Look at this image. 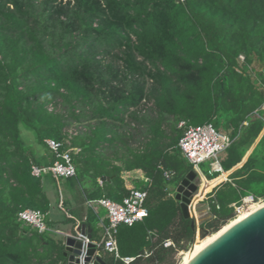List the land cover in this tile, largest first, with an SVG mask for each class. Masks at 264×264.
<instances>
[{
    "label": "trees",
    "instance_id": "16d2710c",
    "mask_svg": "<svg viewBox=\"0 0 264 264\" xmlns=\"http://www.w3.org/2000/svg\"><path fill=\"white\" fill-rule=\"evenodd\" d=\"M257 80L264 81V0H0V264L62 258L60 238L16 217L36 209L50 225L45 175L30 172L32 163L52 161L45 139L72 149L76 173L64 179L87 182L86 200L121 202L131 189L147 191V214L118 225L119 256L104 251L106 264H175L173 254L194 233L169 188L192 169L178 149L177 124L212 122L231 138L220 160L230 180L204 167L211 180L199 190L212 189L211 217L199 224L211 237L244 197L264 198ZM20 125L43 154L25 145ZM73 125L84 129L69 133ZM87 209L95 226L99 213Z\"/></svg>",
    "mask_w": 264,
    "mask_h": 264
},
{
    "label": "built area",
    "instance_id": "2783aa9c",
    "mask_svg": "<svg viewBox=\"0 0 264 264\" xmlns=\"http://www.w3.org/2000/svg\"><path fill=\"white\" fill-rule=\"evenodd\" d=\"M244 61V56L239 54L237 57L239 68L243 66ZM248 69H250V65ZM256 84L264 93V81L260 82L257 80ZM254 112L263 120L264 131V101ZM177 126L182 129V134L177 143L178 149L181 155L191 163L192 169L198 175H202L201 165L208 162V165L213 169L222 172L220 160L231 143L228 132L216 127L212 122L189 125L186 121L180 120ZM45 143L52 154V161L47 165L32 163L30 166L31 174L36 177L47 174L58 178L74 176L76 170L70 154L72 149H61V142L52 139H45ZM226 172L227 174L230 173V171ZM165 176L169 178L172 174L165 172ZM98 183L102 184V179L99 178ZM146 196L147 191L144 189H131L121 202H116L105 197L86 200V204L89 207L101 206L105 210L104 217L99 222L101 234L98 239H88L85 235L80 236V233L77 231L74 234L83 238L84 242H92L98 249L113 253L118 257L117 227L120 224L132 225L147 214V209L144 206ZM243 199L245 201V197ZM241 209H243L242 205L235 207L236 213ZM140 212H143L144 215L140 216ZM16 217L18 221L30 226L39 233L54 232L61 235L69 234H65L63 231L50 226L47 223L46 214L40 210L21 209L17 212ZM79 225L80 223L77 221L73 226V230ZM170 245L174 246L170 240L164 242V246ZM123 260L127 262L129 258H124Z\"/></svg>",
    "mask_w": 264,
    "mask_h": 264
},
{
    "label": "water",
    "instance_id": "95a60500",
    "mask_svg": "<svg viewBox=\"0 0 264 264\" xmlns=\"http://www.w3.org/2000/svg\"><path fill=\"white\" fill-rule=\"evenodd\" d=\"M252 148L253 146L250 151ZM250 151L243 157L242 162ZM197 176L195 170H189L176 186L174 194L183 216L191 219V228L194 231L191 242L197 234L200 238L208 235L199 227L194 215L193 207L198 200L196 194L199 191V186L194 183ZM102 179L108 180L109 177ZM76 231L80 236L85 235L91 239L90 228L85 224H80L64 235L59 264H106L103 250L98 249L92 242H84L83 238L74 234ZM184 264H264V208L236 223Z\"/></svg>",
    "mask_w": 264,
    "mask_h": 264
},
{
    "label": "crops",
    "instance_id": "0c3cea01",
    "mask_svg": "<svg viewBox=\"0 0 264 264\" xmlns=\"http://www.w3.org/2000/svg\"><path fill=\"white\" fill-rule=\"evenodd\" d=\"M41 150V149H40ZM250 151V150H249ZM44 153L41 150L38 155ZM127 176V175H126ZM225 179V174L223 172ZM129 177V176H127ZM42 184L44 191L49 199V210L47 212L50 226L63 231L65 234L70 233L73 226L77 223L85 224L90 228L91 239H98L101 234V228L97 232L96 236L92 234L99 226L100 220L104 217L105 210L101 206H95L92 208L94 212L99 213V222L94 226H90L86 222L88 216V205L86 204L85 188L88 187V183H76L73 185L70 179L54 177L52 175H45L42 178ZM101 185V184H100ZM52 195V196H51ZM57 212L55 215L54 212ZM101 212V214H100ZM100 227V226H99ZM56 238L63 240L64 235L51 232ZM104 255V251H103Z\"/></svg>",
    "mask_w": 264,
    "mask_h": 264
},
{
    "label": "rangeland",
    "instance_id": "374dc122",
    "mask_svg": "<svg viewBox=\"0 0 264 264\" xmlns=\"http://www.w3.org/2000/svg\"><path fill=\"white\" fill-rule=\"evenodd\" d=\"M250 68L252 69V77H255L256 76V73L257 72H260V67L258 66V64L257 63H255V62H253L251 65H250ZM20 127V135H21V138L23 139V141H24V143H25V145L26 146H29L30 148H33L34 149V153L36 154V153H40L41 152V150H45V149H42L39 145H36V142H35V139H34V136H33V133L30 131V130H28L26 127H24V126H22V125H20L19 126ZM84 129V127H82V126H79V127H77L76 125L74 126H72V127H70L69 129H68V132L69 133H75L78 129ZM219 128H221V126H219ZM41 149V150H40ZM204 167H206L207 168V170H208V173L210 174V173H214V172H216L217 170H215V169H213L210 165H208V162H206V163H204V164H202L201 165V169H202V172H203V174L202 175H198L195 179H194V183L195 184H197L198 186H199V190H200V186H201V184L202 183H205V180H211V179H207V177H206V174H205V172H204V170H205V168ZM219 174L218 175H220V174H222L223 173V171L221 172V171H217ZM228 174H226L225 175V178H227L226 180H230V179H228V176H227ZM217 177V176H216ZM127 179H129V177H127ZM213 179V178H212ZM225 180V179H224ZM223 180V181H224ZM218 185V184H217ZM215 187V186H214ZM169 188H170V190H171V192H172V194L174 195L175 194V188L172 186V185H169ZM212 190V189H211ZM210 190V191H211ZM209 191V192H210ZM199 192V191H198ZM209 192H207L206 194H204L203 196L201 195V196H199L200 198L197 200V202H195V204H194V211H195V217H196V220H197V222H198V225L202 222V221H204V220H206L207 218H209V217H211V214H210V212H209V209H208V204H207V202H206V199H207V197H208V193ZM52 196V195H51ZM248 197H250L251 199H253L251 196H248ZM259 199H264V198H258L257 200H259ZM242 206H243V208L244 207H246V203H245V201H244V199H242ZM236 211V210H235ZM54 214L56 215L57 214V212L55 211L54 212ZM199 227H200V225H199ZM207 237V236H206ZM207 238H209V237H207ZM206 238V239H207ZM205 239V240H206ZM202 240V239H201ZM203 241H204V239H203ZM199 242H202V241H199ZM199 242H196V244H198ZM191 241L190 242H186V243H184V244H181L182 245V249H178V251L175 253V254H173V258H174V263L175 264H177L178 263V261H179V259H180V253H181V251H185V250H187L189 247H190V245H191Z\"/></svg>",
    "mask_w": 264,
    "mask_h": 264
},
{
    "label": "bare ground",
    "instance_id": "6f19581e",
    "mask_svg": "<svg viewBox=\"0 0 264 264\" xmlns=\"http://www.w3.org/2000/svg\"><path fill=\"white\" fill-rule=\"evenodd\" d=\"M199 192H197V194H196L197 199H199L200 198L199 196H201L199 194ZM245 203H246V207H244L243 209L238 211L235 214V216L229 220V223L223 229H221L216 234H214L213 236L207 238L206 237L207 235H206L205 237L200 238L197 234L196 238L191 243L190 247L182 253L179 264H184L186 261H188L190 258H192L195 254H197L200 250H202L204 247L208 246L213 241H215L220 235H222L224 232H226L228 229H230L236 223L240 222L241 220H243L244 218L248 217L249 215L255 213L256 211L264 208V199L253 200L247 196V197H245ZM193 209H194V207H193ZM194 215H195V211H194ZM203 239H204V241H203ZM199 241H202V242H199ZM196 242H199V243L196 244Z\"/></svg>",
    "mask_w": 264,
    "mask_h": 264
},
{
    "label": "snow or ice",
    "instance_id": "6c2138e0",
    "mask_svg": "<svg viewBox=\"0 0 264 264\" xmlns=\"http://www.w3.org/2000/svg\"><path fill=\"white\" fill-rule=\"evenodd\" d=\"M139 215H140V216H143V215H144V213H143V212H140V213H139Z\"/></svg>",
    "mask_w": 264,
    "mask_h": 264
}]
</instances>
